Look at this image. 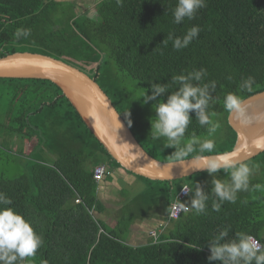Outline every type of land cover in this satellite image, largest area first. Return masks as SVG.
I'll return each instance as SVG.
<instances>
[{"label":"trees","instance_id":"16d2710c","mask_svg":"<svg viewBox=\"0 0 264 264\" xmlns=\"http://www.w3.org/2000/svg\"><path fill=\"white\" fill-rule=\"evenodd\" d=\"M101 1L96 16L90 17L61 0H0V58L29 52L76 62L109 96L145 151L161 162L176 161L175 148L164 147L163 138L153 139L148 115L154 102L144 105L141 96L146 90L151 94L150 81L171 84L172 76L204 67L205 82L217 84L210 111L215 112V122L221 116L224 127L221 135H213L217 151L197 150L183 160L230 152L237 133L228 123L224 95L233 92L243 101L264 91V0H207L194 19L179 25L172 16L177 0H122L120 5ZM107 4L113 8L109 13ZM194 25L201 31L187 48L177 51L171 41L163 44L169 32L183 36ZM22 27L30 28L31 35L17 40L14 32ZM248 76L255 77V84L251 91H242L239 86ZM162 98L166 101L167 94ZM190 116L185 141L193 132L212 139L195 113ZM15 137L36 138L38 145L28 156L21 148L19 156L3 146ZM1 156L14 161L20 157L23 168L15 177L0 174V192L44 239L35 257L18 264H209V240L223 228H229L226 239L242 231L264 245V190L240 192L236 203L225 201L216 212L212 181L228 180L224 170L175 181H153L125 170L50 80L0 78ZM245 163H256L263 171L264 153ZM98 165L109 171L123 169L146 187L117 206L120 214L113 227L101 219L107 207L97 196ZM258 171L250 185H264ZM196 185L209 197L205 214L190 210L176 221L167 217L157 242L152 238L139 247L127 243L137 222L156 210L168 215L181 190L188 186L193 191Z\"/></svg>","mask_w":264,"mask_h":264},{"label":"clouds","instance_id":"9594fccd","mask_svg":"<svg viewBox=\"0 0 264 264\" xmlns=\"http://www.w3.org/2000/svg\"><path fill=\"white\" fill-rule=\"evenodd\" d=\"M116 3L120 5L122 0H116ZM205 7L207 0H177L172 9L173 22L179 25L185 19L192 20L197 12ZM200 31V27L194 25L183 36L169 32L163 44L166 46L167 42L171 41L174 50H182L198 37ZM30 35V28L22 27L14 32L17 40L22 37L28 38ZM207 76L208 70L201 67L186 74L172 76L171 84L150 81L151 94L146 90L141 96L144 105L154 102L152 108L155 116L150 121L153 139L163 138L166 141L164 147L175 148L172 155L176 161H182L184 157L197 150L200 154L211 153L215 147L213 139L201 138L195 132L185 141V133L192 123L190 113L194 112L196 122L201 127H206L208 137H212L220 128V124L212 119L215 112L210 111L211 105L216 102L212 94L217 84L214 80L205 82ZM254 84L255 77L248 76L242 80L239 87L242 91H251ZM163 94H167L166 101L162 98ZM158 97L160 99H157ZM223 108L229 113L242 112L241 97L233 92L226 93L223 97ZM259 143L260 140H257V144ZM197 158L205 159L202 156ZM196 170H206L209 174L224 170L229 175L228 180L212 181V193L216 197L212 209L216 212L221 210L225 201L236 203L240 192L264 190V185H250V177L259 170V165L239 161L238 153L235 151L217 154L209 159L206 167ZM184 192L192 193V196L190 203L180 202L183 210H194L196 215L205 214L209 197L203 189L196 185L193 191L184 189ZM11 204L12 199L6 193L0 192V264H18L33 258L44 244L43 237L34 230L31 222L10 207ZM228 236L229 228H223L209 240L210 255L207 257L209 264L213 261H219L220 264H264V245H261L254 236L242 231L235 233L232 239H226ZM196 248L201 250L200 247Z\"/></svg>","mask_w":264,"mask_h":264},{"label":"water","instance_id":"95a60500","mask_svg":"<svg viewBox=\"0 0 264 264\" xmlns=\"http://www.w3.org/2000/svg\"><path fill=\"white\" fill-rule=\"evenodd\" d=\"M80 63V62H77ZM0 78L44 79L55 83L75 107L87 127L125 170L153 181H175L206 170L215 155L161 162L149 155L99 84L76 62L34 53L0 58ZM243 111L230 113L229 125L237 133L230 152L247 162L264 153V91L242 101ZM257 140L260 143L257 144Z\"/></svg>","mask_w":264,"mask_h":264},{"label":"rangeland","instance_id":"374dc122","mask_svg":"<svg viewBox=\"0 0 264 264\" xmlns=\"http://www.w3.org/2000/svg\"><path fill=\"white\" fill-rule=\"evenodd\" d=\"M61 1L71 2V4L75 5V8L77 9L78 14L83 13L90 17L96 16L97 11L99 10L100 4L103 3L101 0H61ZM104 7H106L107 13H109L113 9L112 6L108 4ZM154 116H155V112L153 108H151L150 113L148 115L149 121H151V118H153ZM218 118L219 120H216V122L220 124V128L214 134L215 137L221 135L219 134V131L224 127L221 121V116H218ZM212 119L214 118L212 117ZM213 140L216 141L215 138ZM37 145H38V140L36 138L31 139V141L30 140L23 141L19 137H15L12 144L9 139L7 143L3 144L4 147H11L12 153L17 154L19 156L21 155L18 153V151H20L21 148L23 150V154L28 156L30 153H32L36 149ZM218 147H219L218 143H215V147L211 153L217 151ZM205 153H209V152H205ZM163 154L165 153L162 152V155ZM169 154L170 153H168L167 155ZM260 161H262V159H260ZM22 162L23 161L20 157L19 159H17V161H14V160H11L8 156H1L0 157V174L4 172L6 177H15L17 175H20L22 172V169H21L22 166L20 164H22ZM250 165H257V164L251 163ZM258 172L260 173L258 177L260 178L264 177V170L263 171L259 170ZM134 177L132 175H126V179H125L119 175V176H116L115 178L113 177L112 180H108L107 184H105V182H102L101 184L102 186L101 188L105 189V191H102V194L99 195V198L102 202L105 203L107 207L105 216L110 217V219L115 221L116 223H117V217L120 214L119 208L117 206L121 204L120 202L121 199H124L123 203H126L127 200L129 199L128 196L130 197L131 194L136 195L138 193L137 191L138 189L134 188L132 185V178ZM108 200H111V202H108ZM122 208H121V212H122ZM163 213L164 212H162V210L158 212L159 215H162ZM142 222H144V220L137 222L136 225L133 227L132 234L127 237V243L129 245L134 246V247H139L141 245L148 243L150 239L149 237L150 233L153 229L151 225H154L156 220L153 219V221L149 220V221H145L144 223Z\"/></svg>","mask_w":264,"mask_h":264},{"label":"crops","instance_id":"0c3cea01","mask_svg":"<svg viewBox=\"0 0 264 264\" xmlns=\"http://www.w3.org/2000/svg\"><path fill=\"white\" fill-rule=\"evenodd\" d=\"M119 175L126 179V175H130V174H128V173H127L126 171H124L123 169H115V170H111V171H110V177H111L110 179L104 178L103 181L97 182V184H98V192H97V196H98V199H99V202H100V203L105 204V203L102 202V201L100 200V198H99V195L102 194V191H105V189L101 188V187H102V186H101L102 182H105V184H107V181H108V180H112L113 177L115 178L116 176H119ZM133 177H134V176H133ZM129 179H130V178H129ZM130 180H131V179H130ZM132 185H133L134 188L138 189V190H137L138 193H137L136 195L131 194L129 199L134 198V197L137 196L139 193H141V192H143V191L146 190L145 185H143L141 182H139V181L137 180L136 177L132 178ZM128 187H130V186H128ZM137 191H135V192H137ZM123 201H124V199H121L120 202L122 203ZM108 202H111V200H108ZM108 202H107V203H108ZM159 211H161V210L153 211L152 214H151L149 217H147V219L144 220V222H145V221H149V220H152V221H153V219L156 220V222L154 223V225H151L152 228H153L152 231H158V232H161V231H162V230H161V227L166 223V220H167V217H168L167 213H163L162 215H159V214H158ZM94 214H95V213H94ZM161 216H163V217H161ZM101 219H102L104 222H106L109 226H112V227H113V226L116 224V222L113 221V220H111L110 217L105 216V213H104L103 215H101ZM144 222H142V223H144ZM165 226H166V225H165ZM131 234H132V231H131L130 235H131ZM130 235H129V236H130ZM149 237H150V236H149ZM151 240H152V237H150V239H149L148 242H150ZM146 244H147V243H146Z\"/></svg>","mask_w":264,"mask_h":264},{"label":"built area","instance_id":"2783aa9c","mask_svg":"<svg viewBox=\"0 0 264 264\" xmlns=\"http://www.w3.org/2000/svg\"><path fill=\"white\" fill-rule=\"evenodd\" d=\"M109 174L110 175V171L107 169V166L105 165H98L97 167H95L94 169V178L97 182H100V181H103L105 176ZM184 189L185 190H188L190 191V188L188 186H185L181 192L178 194L176 200L173 202L172 206H171V209H170V212L168 214V218L169 220H173V221H176L178 220L181 215H183L185 212H189L190 210L188 211H184L183 208L181 207V204L180 202H186L187 201V198L189 196L190 193L186 194L184 192ZM180 201H179V200ZM81 200H77L76 202L79 203ZM150 237H152L154 239L155 242L158 241V231H151L150 233ZM256 238V237H255ZM256 240L260 243V241L256 238ZM261 244V243H260ZM262 245V244H261Z\"/></svg>","mask_w":264,"mask_h":264}]
</instances>
